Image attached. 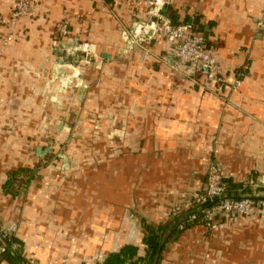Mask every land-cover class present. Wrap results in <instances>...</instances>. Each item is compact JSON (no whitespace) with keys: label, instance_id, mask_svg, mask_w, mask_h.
Here are the masks:
<instances>
[{"label":"crops","instance_id":"0c3cea01","mask_svg":"<svg viewBox=\"0 0 264 264\" xmlns=\"http://www.w3.org/2000/svg\"><path fill=\"white\" fill-rule=\"evenodd\" d=\"M164 1L166 15L203 27L231 75L248 69L239 89L209 93L176 72L161 35L134 44L145 9L126 1L33 0L4 46L15 0H0V230L26 260L99 264L126 245L145 255V224L167 223L204 192L212 163L227 185L264 181V0ZM63 22L61 44L75 47L56 45ZM21 168L35 170L30 186L5 193ZM161 255L159 264H264V209L213 232L192 226Z\"/></svg>","mask_w":264,"mask_h":264},{"label":"built area","instance_id":"2783aa9c","mask_svg":"<svg viewBox=\"0 0 264 264\" xmlns=\"http://www.w3.org/2000/svg\"><path fill=\"white\" fill-rule=\"evenodd\" d=\"M120 1V0H116ZM133 5L134 8H144L146 20L138 22L134 30V44L150 42L158 35L175 47L174 61L171 63L176 72H182L189 77L202 78L203 89L209 93H221L223 88L237 90L247 78V68L235 71L232 75L221 64L213 51L208 48L207 40L203 34L195 31L193 22H184L174 25L164 13L166 5L164 0H123ZM33 0H15L11 17L7 23V35L3 39V45L8 46L13 42L14 33L24 18L34 15ZM259 32L264 31V9L257 22ZM68 35L67 23L63 22L59 29V37L56 45H61L64 37ZM61 40V41H60ZM132 44V43H130ZM253 195L243 196L239 199L227 196V184L218 166L212 163L206 174V189L195 199L187 201L184 206L176 205L172 216L184 211L190 212V220L197 221L199 214L195 207L212 203L211 206L201 210L203 215L201 224L210 230L223 227L226 221L234 215L255 217L257 210L264 209V181L253 183L251 186ZM262 189V191H260ZM196 210V211H195ZM4 237L14 236L13 232L1 229ZM18 246L14 245L13 249ZM5 246H0V254L5 252ZM26 264H38L33 259H27Z\"/></svg>","mask_w":264,"mask_h":264},{"label":"trees","instance_id":"16d2710c","mask_svg":"<svg viewBox=\"0 0 264 264\" xmlns=\"http://www.w3.org/2000/svg\"><path fill=\"white\" fill-rule=\"evenodd\" d=\"M168 17L174 25H178V15L173 11L167 13ZM186 22H192L189 18H186ZM199 27V26H198ZM201 31L203 27L199 28ZM199 30V31H200ZM195 31L199 33L197 26L195 25ZM202 34V33H201ZM206 38L207 35L204 34ZM35 177V170L21 168L17 171H12L9 174V178L4 185V191L7 194L18 195L22 191H25L31 184ZM227 196L231 198L239 199L242 194L253 195V191L248 188H244L243 185L235 184L232 181H227ZM262 191V189L260 190ZM264 192V190H263ZM212 203H207L204 206L195 207L196 213L199 214L197 221L190 220V212L184 211L179 215L172 216V218L165 224L154 227L149 224H145V237L143 239L144 244L147 247L146 254L141 256L139 247L135 245H126L119 252L109 254L106 259L99 264H159L162 259V251L166 244L171 241H175L181 235V233L192 226L201 224L202 218L201 210L211 206ZM17 245L16 249L13 246ZM0 246H5L6 250L0 254V262L6 261L9 264H26V259L22 256L20 250L22 243L14 236L4 237V234L0 231Z\"/></svg>","mask_w":264,"mask_h":264},{"label":"water","instance_id":"95a60500","mask_svg":"<svg viewBox=\"0 0 264 264\" xmlns=\"http://www.w3.org/2000/svg\"><path fill=\"white\" fill-rule=\"evenodd\" d=\"M76 46V44H61L60 45V48H70V47H75ZM65 162H66V159H65Z\"/></svg>","mask_w":264,"mask_h":264},{"label":"rangeland","instance_id":"374dc122","mask_svg":"<svg viewBox=\"0 0 264 264\" xmlns=\"http://www.w3.org/2000/svg\"><path fill=\"white\" fill-rule=\"evenodd\" d=\"M65 144H66V143H64V144L62 145V147H64ZM64 154H65V153H64ZM64 154H63V152H62V155H63V156H65ZM178 206H184V205H178ZM209 230H210V229H209ZM217 230H218V229H217ZM210 231L213 232V230H210Z\"/></svg>","mask_w":264,"mask_h":264}]
</instances>
